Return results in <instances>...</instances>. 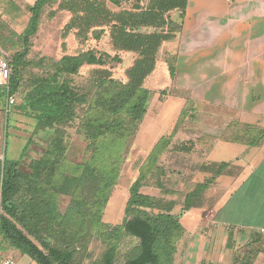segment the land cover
I'll list each match as a JSON object with an SVG mask.
<instances>
[{
  "label": "trees",
  "instance_id": "16d2710c",
  "mask_svg": "<svg viewBox=\"0 0 264 264\" xmlns=\"http://www.w3.org/2000/svg\"><path fill=\"white\" fill-rule=\"evenodd\" d=\"M51 1L54 0H35L30 5L31 17L24 31L23 50L14 57L7 54L11 66L9 91L16 98L31 38L38 31L44 7ZM124 2L62 0L58 6L59 10H68L72 14L65 25L64 37L73 29L78 30L79 36L94 29L95 37L100 38L107 27L115 49L138 55L127 69L126 83L112 78L108 70H96V106L100 107V112L91 113L83 127L84 133L93 139L95 150L109 134L124 130L134 133L143 122L150 97V90L145 86L147 79L157 68L163 43L175 38L182 30V21L172 19L170 12H180L182 19L188 5V0H150L147 7H135V10H112L109 7V3L122 7ZM55 13L52 11L51 15ZM171 54H164L163 60L172 80L176 74L177 54ZM105 63L104 54L94 50L64 54L54 62V71L38 78L25 94L24 104L20 107L36 113L41 129H51L55 137L43 156L32 162L30 173L20 169L18 159L5 156L0 170V250L6 249L3 245L6 243L38 264H83V258L78 259L76 255L78 245L82 244L86 249L91 239L96 238L104 249L91 264H175L178 242L186 228L180 214L173 213L175 203L170 201L163 207L158 197L144 191L146 180L142 170L130 186L123 220L117 224L103 218L117 185L119 169L99 167L89 161L73 166L72 172L67 171V146L62 124L73 118L77 104L87 100L65 76L78 73L85 65L101 66ZM3 95L0 89V101ZM231 125L236 128L243 123L239 121V124ZM234 135L235 139L254 145L259 143L264 129L242 126ZM161 140L163 138L155 149ZM188 141L195 148V141ZM228 166V162L218 163L213 174H221ZM212 183V180H206L188 191L182 211L199 207L205 190ZM61 196L70 197L64 211L60 206ZM18 225L35 236L41 246ZM129 236L138 243L126 258L120 260L121 246ZM253 263L254 259H251L250 264Z\"/></svg>",
  "mask_w": 264,
  "mask_h": 264
},
{
  "label": "rangeland",
  "instance_id": "374dc122",
  "mask_svg": "<svg viewBox=\"0 0 264 264\" xmlns=\"http://www.w3.org/2000/svg\"><path fill=\"white\" fill-rule=\"evenodd\" d=\"M61 1H51L43 9L38 31L31 38L30 51L25 58L19 93L9 113H6L3 107L4 98L0 101V170L5 156H8L18 159L20 169L30 173L32 162L43 156L55 137L51 129H41L35 117L36 113L20 107L24 104L25 94L34 82L38 78L50 75L54 71V62L64 54H77L86 50L103 53L106 59L104 65H85L78 73L65 76L70 85L84 95L87 101L77 104L76 114L62 124V127L65 130L63 140L67 146L68 172H72L73 166L89 161H94L99 167L119 169L117 185L105 208L104 221L111 224L122 222L130 186L142 170L146 180L144 191L158 197L163 207L168 206L170 201L175 203V214H180L182 224L186 228V233L178 242L175 264H250L251 259H254L253 264H264V239L261 236L258 240L254 237L251 241L237 240L232 226L219 225L212 220L213 214L209 206L224 198L229 192L225 178L221 179L223 184L217 186L211 184L205 190L199 207L189 209V212L185 211L186 213L182 211L188 191L197 183L206 180L214 182L213 176L205 179L197 178L199 175L202 177L199 170L205 169L214 173L218 168L216 162L204 165L207 163L204 162V157L197 156L199 149L189 144L188 140H183L182 136L201 132L195 125L226 123L237 125L239 120L235 112L209 103L197 105L188 95H173V83L166 70L164 54L161 53L163 47H161L159 52L161 61H158L156 70L145 84L150 90V97L143 122L134 133L132 130H124L109 134L99 143L100 148L95 150L93 139L84 133L83 127L91 113L100 112V107L96 106L98 99L96 70H108L112 78L126 83L127 69L138 55L135 52L115 49L107 27L100 38L95 37L94 29L84 36L77 35L78 30L73 29L64 37L65 25L70 21L72 14L68 10L58 9ZM149 1L125 0L122 7L111 3L109 7L112 10L124 8L135 10V7H147ZM34 2L35 0H0V49L12 57L23 50L24 31L31 17L29 7ZM52 11H56L54 16L51 15ZM168 53L174 54L175 51L170 50ZM238 106L240 107L236 105ZM2 110L4 113L1 114ZM222 110L233 115L226 112L223 114ZM125 112L126 110L123 111L126 118ZM174 128L175 132H173ZM161 138L163 140L155 149ZM189 152L193 153L192 156ZM216 155V152H212L214 157L209 159L217 160ZM199 159L202 163L198 162ZM69 201V196H61L62 211L66 209ZM18 226L41 246V242L35 236L21 225ZM91 240L86 249L82 244L78 245L76 255L78 259L83 258V264H91L104 249L100 240L96 238ZM137 243V239L126 237L121 246L120 260L126 258L130 249ZM3 245L6 249L0 250V258L13 255L21 264L27 263L30 259L8 244Z\"/></svg>",
  "mask_w": 264,
  "mask_h": 264
},
{
  "label": "crops",
  "instance_id": "0c3cea01",
  "mask_svg": "<svg viewBox=\"0 0 264 264\" xmlns=\"http://www.w3.org/2000/svg\"><path fill=\"white\" fill-rule=\"evenodd\" d=\"M170 14L182 21V30L160 49L162 55L177 54L173 95L231 109L243 123L236 128L230 123L195 125L201 132L182 136L195 141L197 156L207 164L229 163L221 174L200 169L202 177L195 176H213L211 186L226 179L229 192L209 206L212 220L232 226L237 240L264 239V135L254 145L234 138L242 126L264 129V0H188L182 19L176 10ZM212 152L217 160L209 159Z\"/></svg>",
  "mask_w": 264,
  "mask_h": 264
},
{
  "label": "built area",
  "instance_id": "2783aa9c",
  "mask_svg": "<svg viewBox=\"0 0 264 264\" xmlns=\"http://www.w3.org/2000/svg\"><path fill=\"white\" fill-rule=\"evenodd\" d=\"M10 79H11V66L9 63L8 55L0 49V89L4 95V109L9 113L10 109L16 102L15 95L10 94ZM0 264H21L20 260L13 255H7L0 258ZM25 264H38L35 260L30 258Z\"/></svg>",
  "mask_w": 264,
  "mask_h": 264
}]
</instances>
